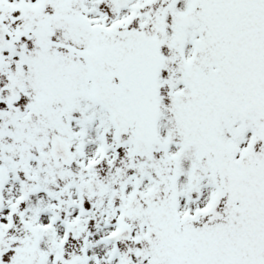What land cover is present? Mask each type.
Instances as JSON below:
<instances>
[{
  "label": "snow or ice",
  "instance_id": "obj_1",
  "mask_svg": "<svg viewBox=\"0 0 264 264\" xmlns=\"http://www.w3.org/2000/svg\"><path fill=\"white\" fill-rule=\"evenodd\" d=\"M0 264H264V0H0Z\"/></svg>",
  "mask_w": 264,
  "mask_h": 264
}]
</instances>
